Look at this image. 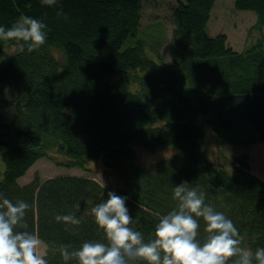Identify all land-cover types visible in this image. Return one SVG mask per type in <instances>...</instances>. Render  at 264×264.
Masks as SVG:
<instances>
[{
    "label": "trees",
    "instance_id": "1",
    "mask_svg": "<svg viewBox=\"0 0 264 264\" xmlns=\"http://www.w3.org/2000/svg\"><path fill=\"white\" fill-rule=\"evenodd\" d=\"M216 2L178 0L168 36L143 25L144 0H0V25L21 14L47 25L46 43L31 53L22 42L0 41V99L9 107L0 117V193L29 204L28 227L17 230L40 239L48 264H65L63 245L72 251L104 241L91 209L108 191L128 197L131 227L149 241L157 214L176 207L173 189L184 181L233 221L242 247H264V178L248 151L232 158L222 151L264 142V0L235 1L257 14L259 35L241 50L225 33H211ZM165 145L178 152L137 162V147ZM43 157L73 169L100 159L118 184L76 173L19 182ZM70 213L80 224L56 222Z\"/></svg>",
    "mask_w": 264,
    "mask_h": 264
},
{
    "label": "clouds",
    "instance_id": "2",
    "mask_svg": "<svg viewBox=\"0 0 264 264\" xmlns=\"http://www.w3.org/2000/svg\"><path fill=\"white\" fill-rule=\"evenodd\" d=\"M42 6H56L58 0H40ZM62 8L57 16H62ZM47 25L21 14L10 26L0 25V41L22 42L29 53L39 50L47 39ZM184 181L173 189L176 207L160 215L154 237L145 242L140 231L134 230L133 216L127 207V196L107 192V199L92 207L94 222L103 231L104 241H86L79 249L69 251L63 245L60 255L68 264H264V247L254 252L241 246L243 237L233 221L223 212L205 203V193L199 187H189ZM101 187H104L103 185ZM29 204L13 203L0 193V264H48L39 252L40 239L29 231L25 217ZM205 222L207 234L203 243L197 237L200 223ZM55 220L65 225H78L75 213L57 214Z\"/></svg>",
    "mask_w": 264,
    "mask_h": 264
},
{
    "label": "rangeland",
    "instance_id": "3",
    "mask_svg": "<svg viewBox=\"0 0 264 264\" xmlns=\"http://www.w3.org/2000/svg\"><path fill=\"white\" fill-rule=\"evenodd\" d=\"M177 1L178 0H144L145 18L143 25L147 28L153 26L154 28H158L162 35L172 36V23L169 22V19L172 7ZM235 1L236 0H217L212 10L209 28L211 33L215 35L225 33L229 43L235 48L240 49L244 47V44H250V42L254 41L258 37L259 31L253 28L257 19L256 12L253 10L238 9L235 6ZM8 110L9 107L0 99V117H5ZM216 150L217 146L212 143L210 153L215 156ZM222 151L228 158H232L242 151H248L250 153L253 172L264 178V142L256 143L247 150L226 146L222 148ZM177 152L178 149L174 145H165L155 151H148L141 147H137V162L140 164H150L151 162ZM87 167L86 169H73L65 166H58L49 158L43 157L35 162L27 174L19 179V182L25 183L27 180H31L36 176L43 180L52 175L76 173L91 175L105 184H118L116 178L105 169L100 159L91 161ZM45 249V245L41 242L39 252L42 256L45 254Z\"/></svg>",
    "mask_w": 264,
    "mask_h": 264
},
{
    "label": "crops",
    "instance_id": "4",
    "mask_svg": "<svg viewBox=\"0 0 264 264\" xmlns=\"http://www.w3.org/2000/svg\"><path fill=\"white\" fill-rule=\"evenodd\" d=\"M245 45V44H244ZM234 47V46H233ZM235 48V47H234ZM243 48V47H242ZM242 48L238 49V50H241Z\"/></svg>",
    "mask_w": 264,
    "mask_h": 264
}]
</instances>
